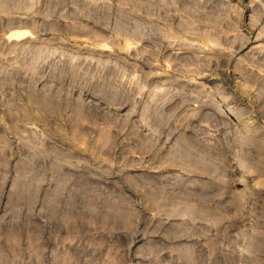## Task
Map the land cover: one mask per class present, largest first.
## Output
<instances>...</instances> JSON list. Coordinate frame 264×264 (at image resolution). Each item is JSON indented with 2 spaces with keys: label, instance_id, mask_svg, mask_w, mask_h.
I'll use <instances>...</instances> for the list:
<instances>
[{
  "label": "rangeland",
  "instance_id": "rangeland-1",
  "mask_svg": "<svg viewBox=\"0 0 264 264\" xmlns=\"http://www.w3.org/2000/svg\"><path fill=\"white\" fill-rule=\"evenodd\" d=\"M0 264H264V0H0Z\"/></svg>",
  "mask_w": 264,
  "mask_h": 264
},
{
  "label": "bare ground",
  "instance_id": "bare-ground-1",
  "mask_svg": "<svg viewBox=\"0 0 264 264\" xmlns=\"http://www.w3.org/2000/svg\"><path fill=\"white\" fill-rule=\"evenodd\" d=\"M224 111V110H223ZM224 113V112H223ZM224 115V114H223ZM229 116V115H228ZM228 122V121H227ZM229 123V122H228ZM231 128V127H230ZM232 131H233V129H232Z\"/></svg>",
  "mask_w": 264,
  "mask_h": 264
}]
</instances>
